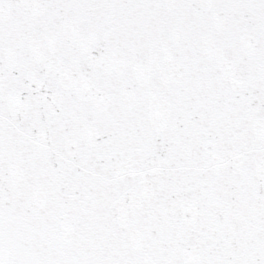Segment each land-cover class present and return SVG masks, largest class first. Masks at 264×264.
<instances>
[{
  "label": "snow or ice",
  "instance_id": "obj_1",
  "mask_svg": "<svg viewBox=\"0 0 264 264\" xmlns=\"http://www.w3.org/2000/svg\"><path fill=\"white\" fill-rule=\"evenodd\" d=\"M0 264H264V0H0Z\"/></svg>",
  "mask_w": 264,
  "mask_h": 264
}]
</instances>
